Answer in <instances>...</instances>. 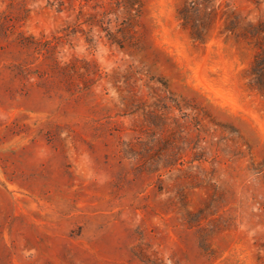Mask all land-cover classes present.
<instances>
[{
  "label": "rangeland",
  "instance_id": "obj_1",
  "mask_svg": "<svg viewBox=\"0 0 264 264\" xmlns=\"http://www.w3.org/2000/svg\"><path fill=\"white\" fill-rule=\"evenodd\" d=\"M0 264H264V0H0Z\"/></svg>",
  "mask_w": 264,
  "mask_h": 264
}]
</instances>
